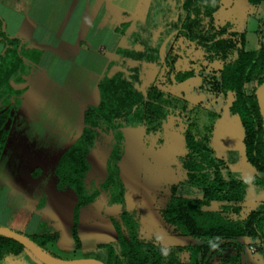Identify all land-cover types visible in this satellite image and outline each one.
Wrapping results in <instances>:
<instances>
[{
  "label": "trees",
  "instance_id": "trees-1",
  "mask_svg": "<svg viewBox=\"0 0 264 264\" xmlns=\"http://www.w3.org/2000/svg\"><path fill=\"white\" fill-rule=\"evenodd\" d=\"M248 2L258 6L264 0ZM178 6L177 15L166 22L155 44L150 43L152 33L148 32L145 41L144 38L139 40L134 31L132 46H119L116 52L124 61L131 58L161 65L165 58L171 65L167 73L170 76L173 60L169 50L176 39L182 37L202 49L206 72L202 74L201 88L233 95L230 110L243 126L245 159L255 172L252 180L245 179L232 168L230 161L216 154L213 143L221 124L220 113L153 83L145 91L141 90L138 66L130 67L129 75L122 70L105 75L98 84L99 102L85 109L79 136L63 152L55 168L57 189L76 193L78 211L95 199L99 191L88 194L85 182L92 168L89 155L100 132H112L114 142L107 159L108 176L102 185L111 204H123L125 186L119 166L123 156V128L144 125L147 133L158 132L164 122L175 115L180 118L187 150L182 158L186 182L199 192L198 196L181 195L174 185L161 211L174 233L195 238L197 242L165 246L156 237L144 235L138 212L125 210L112 218L117 243L104 244L106 264H213L219 258L222 264H245V245L240 239L246 237L260 239L264 249V116L256 87L251 90L248 87L253 82L264 83V40L260 38L258 48L251 50L247 48L245 30L236 29L230 22L218 25L215 14L222 0H182ZM129 25L130 21L123 22L117 30L124 34ZM263 26L264 20L260 23L259 34ZM0 35L6 43L0 65L1 158L13 112L19 107L24 92L21 83L32 63L39 60L41 51L18 46L2 29ZM139 42L142 49L135 48ZM194 75L193 69L177 71L175 79L185 81ZM252 185L261 189L263 196L255 208H248L245 201ZM45 201L41 199L40 205ZM76 216L72 231L78 249L81 248L78 213ZM209 239L215 241H203ZM36 243L58 256L45 243ZM24 249L15 239L0 235V261L10 254L20 255Z\"/></svg>",
  "mask_w": 264,
  "mask_h": 264
},
{
  "label": "rangeland",
  "instance_id": "rangeland-1",
  "mask_svg": "<svg viewBox=\"0 0 264 264\" xmlns=\"http://www.w3.org/2000/svg\"><path fill=\"white\" fill-rule=\"evenodd\" d=\"M180 1L182 0H134L131 9L134 13L133 22L131 28L128 26L124 37L120 38L119 46L131 47V34L134 31L138 33L139 40L144 38L145 41L148 32L152 33L150 43L155 44L160 33L165 30L166 22L177 15ZM215 17L218 25L230 22L236 29L245 30L248 49L258 48L260 38L264 40V26L261 34L258 33L260 23L264 20V2L254 6L248 0H222V6ZM172 44L173 47L169 50L173 60L170 76L167 73L171 65L165 58L161 65L131 58L125 59V62L111 49L100 56H87L84 60L87 64L83 63L85 66L80 72H74L76 78L72 83L70 80L57 81L58 86L60 84L65 89L62 96L52 93L48 88L40 91L36 88L38 79L36 81L29 76V92L20 97V107L13 112L10 130L11 133H17L25 126V132L31 138L37 132V141L27 145L25 142L20 144V141L12 140L8 145V153L0 160V222L8 221L7 227L15 231L24 230V234L40 244L45 243L48 249L64 259L96 258L107 262L104 244L117 243L112 218L118 217L125 210L138 212L144 235L156 237L165 246L198 241L174 233L161 214L174 185L178 186V194L199 195L196 187L186 182L182 158L187 150L178 116L172 115L158 132L147 133L144 125L123 128V156L119 162L120 177L125 186L123 204H111L102 185L108 176L107 159L114 142L112 132L101 131L89 155L92 168L85 181L87 193L99 191L91 203L81 206L78 211L76 193L70 189L59 191L54 174L63 152L81 132L85 109L99 102L97 83L106 75L102 67H107L113 60L115 63L108 70L110 74L122 70L129 75L132 72L130 67L140 68L138 86L143 91L153 83L169 93L201 103L220 113L221 124L213 143L215 152L230 161L232 168L240 172L243 178L252 180L255 170L245 159L244 129L230 110L233 95L216 94L201 88L202 74L206 72L202 49L196 48L182 37ZM135 48L142 49L141 42ZM35 67L39 68L36 64ZM189 69L194 70L193 77L185 81L175 79L177 71ZM32 73L35 76L42 74L36 68ZM248 87L250 90L256 87L264 116V83L257 85L253 82ZM37 145L44 148V155L37 150ZM27 171L32 177L34 172H42L38 184L34 180H24ZM262 196L261 189L250 186L245 206L255 208ZM43 198L46 199L45 204L37 207ZM77 213L78 235L81 240V248L78 249L72 231ZM203 241L212 243L215 239ZM240 241L245 245V264H264V249L260 239L246 237ZM24 250L20 255L6 256L0 264H45L29 250ZM213 264H222L220 258Z\"/></svg>",
  "mask_w": 264,
  "mask_h": 264
},
{
  "label": "crops",
  "instance_id": "crops-1",
  "mask_svg": "<svg viewBox=\"0 0 264 264\" xmlns=\"http://www.w3.org/2000/svg\"><path fill=\"white\" fill-rule=\"evenodd\" d=\"M133 2L134 0H0V30L14 39L18 46L41 51L39 60L33 62L30 70L24 75V81L21 83L24 88L22 95L29 92L30 86L27 82L31 76L36 81L38 79L36 88L40 91L48 88L52 93L62 96L65 89L60 84L58 86L57 81L70 80L72 83L76 78L74 72H80L87 64L84 62L87 56H100L108 49L116 52L120 38L126 34L120 33L117 28L127 21H130L131 28L134 16L133 11L131 12ZM5 48V40L0 35V65ZM113 63L115 61L112 60L107 67H102L106 75L110 74L108 70ZM35 64L39 68L35 67ZM35 68L37 72L41 70L40 76L32 73ZM12 123L13 121L10 127ZM26 129L24 126L17 133H11L10 130L2 157L8 153V145L12 140L20 141V144L25 142L27 145L37 141V132L35 137L31 138L25 132ZM37 148L41 155L45 154L43 147L39 148L37 145ZM41 177L42 172H34L32 177L27 171L23 178L25 181L34 180L38 184ZM35 202L38 204L36 199ZM39 206L40 203L37 207ZM7 223L8 221L0 222V225L8 226Z\"/></svg>",
  "mask_w": 264,
  "mask_h": 264
},
{
  "label": "water",
  "instance_id": "water-1",
  "mask_svg": "<svg viewBox=\"0 0 264 264\" xmlns=\"http://www.w3.org/2000/svg\"><path fill=\"white\" fill-rule=\"evenodd\" d=\"M0 235L15 239L20 242L27 250L45 264H106L102 260L96 258H72L64 259L53 255L47 250L39 246L28 235L15 231L7 226L0 225Z\"/></svg>",
  "mask_w": 264,
  "mask_h": 264
}]
</instances>
